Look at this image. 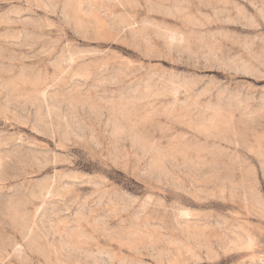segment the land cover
Wrapping results in <instances>:
<instances>
[{"label": "rangeland", "instance_id": "374dc122", "mask_svg": "<svg viewBox=\"0 0 264 264\" xmlns=\"http://www.w3.org/2000/svg\"><path fill=\"white\" fill-rule=\"evenodd\" d=\"M0 264H264V0H0Z\"/></svg>", "mask_w": 264, "mask_h": 264}]
</instances>
